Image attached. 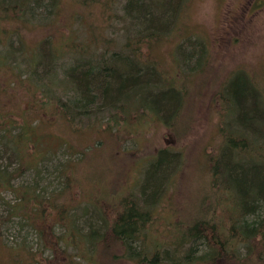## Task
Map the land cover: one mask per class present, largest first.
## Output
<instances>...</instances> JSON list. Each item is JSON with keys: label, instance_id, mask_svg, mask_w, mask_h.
<instances>
[{"label": "rangeland", "instance_id": "1", "mask_svg": "<svg viewBox=\"0 0 264 264\" xmlns=\"http://www.w3.org/2000/svg\"><path fill=\"white\" fill-rule=\"evenodd\" d=\"M56 1L50 5L51 11L58 8ZM74 1L64 0L65 8L61 1V20L56 19L55 23L53 18L49 24L58 32L62 22L71 26L72 35L78 36V42L83 41L82 55L81 52L73 55L68 49L70 54L53 59L49 40L54 37L50 30L40 26L35 31L31 25L27 30L23 21L27 16L20 10L15 17L0 18L1 27L16 29L23 36L24 49L40 42L44 53L43 62L37 65L40 75L37 78L47 82L51 70L57 69L59 84L54 85L53 102L82 95L77 83L82 73L77 70L80 67L109 72L103 66H121L119 61H123L138 68L142 65L144 70L141 73L128 70L127 83L121 92L113 88L107 96L98 94L91 98L86 103L92 111L76 110L73 121L58 112L54 116L42 115L40 111L29 113L33 119L44 118L34 122L35 147L31 144L19 157L11 145L0 144V164L20 168L19 161L23 158L24 163L41 159L37 168L22 169L14 179L15 186H39L41 193L53 197L56 203L45 201V206L40 205L56 210L47 221L61 217L67 226L76 220L81 233L103 229L101 215L113 218L115 210H124L123 204L131 199L150 214L142 239L134 244L151 245L155 238L161 246L174 242L181 231L173 228L178 225L179 229L186 228L196 218L221 222L224 209L221 202L228 194L217 180L214 164L229 147L227 137L238 130L264 153V138L257 137L264 136V123L242 110L231 89L235 83L241 91L252 86L264 108V0H174L173 5H177L166 20V14L161 13L154 0H143L148 14L158 19L154 23H145L139 14L130 12L131 7H126L129 0H115L108 13L101 11L99 4L85 9ZM35 11L39 13L41 8ZM91 23L98 25L96 32ZM152 31H159L160 36L145 38ZM61 32L56 34L57 49L64 44ZM137 33L145 39L138 41ZM45 38L48 42L43 44ZM15 44L19 45V40ZM30 68L28 61L21 60L15 70L27 72ZM119 72L127 74L124 70ZM167 82L169 86L163 87ZM19 84L12 98L20 101L22 107L16 111L23 119L28 93ZM177 99L173 111V101ZM141 105L147 107L145 112L143 107L134 109ZM4 110L5 104L0 112L3 114ZM11 111L14 113L15 109ZM162 152L171 158L170 165L161 166L164 168L161 172L155 171ZM243 153L246 159L238 160L244 159L247 165H243L251 167L249 161L254 152L248 149ZM151 177L155 183H151ZM65 187L68 190L59 194ZM16 200L10 191L0 197V264H65L70 258L74 264H139L119 246L110 253L98 245L93 248L85 243L79 258L75 255L78 245L67 234L60 242L67 247L65 257L58 253V245L44 247L48 239L40 236L31 223L30 210L25 208L24 216L10 215L7 201L14 204ZM55 205L60 206L55 209ZM225 213L222 216L227 220ZM59 224L55 237L64 231ZM194 253H204L203 247L199 245ZM246 257L241 264H264L255 254ZM225 260L220 258L222 264L228 262ZM231 263L240 264L236 260Z\"/></svg>", "mask_w": 264, "mask_h": 264}, {"label": "trees", "instance_id": "2", "mask_svg": "<svg viewBox=\"0 0 264 264\" xmlns=\"http://www.w3.org/2000/svg\"><path fill=\"white\" fill-rule=\"evenodd\" d=\"M55 1L0 0V18H4L5 15H13V17H15V12L20 10L27 16V18L23 19L24 26L27 30H29V25L34 26L32 29L35 31L40 26H44L45 29L50 30L54 37V39L51 37L49 40V47L52 50L51 55L53 56V59L59 58L64 53L70 54L69 51H72L73 55L77 52H81L82 55V51L85 52L83 50V41L78 42V36H73V29L71 26L67 27L64 25V22H62V27L59 30V32L62 31L61 39L64 44H62L61 49H57L58 47L56 46L55 41L57 40L56 34L59 32L53 31L50 28L52 24L50 25L49 23H52L53 18L54 21L60 19L59 14H63L62 9H59L61 1L64 5L63 8H65V3L64 0H57L58 8L51 11L50 5ZM78 1L84 5L85 9H90V6L93 7L99 4L101 6V11L108 13L109 8L115 0H76L74 2L78 3ZM144 1L129 0L126 7H131L130 12L132 11L139 14L145 23H154L153 21L155 19L158 22L155 15L152 13L148 14L145 9L147 4ZM173 2L174 0H154L155 5L160 9L161 13H164V15L166 14L164 20L170 17L171 11L176 7L177 3L173 5ZM35 8H41V11L37 13ZM84 12H86V10ZM23 14L21 16L24 17ZM158 17L160 18L162 16ZM55 23H57V20ZM92 24L93 23L90 24L92 30L96 32L98 25L96 23ZM13 34H17V36H13ZM137 36L138 41H142V37L144 36L142 34L139 35L138 33ZM159 36V31H152L150 34L146 35L145 38H158ZM129 37L132 38V36ZM16 40H19V45L15 44ZM138 41L136 40V42ZM44 42L47 43L48 39H42L43 44ZM24 43H26V41L23 36L19 34L18 30H8L7 28L0 26V109L3 104H5V107L7 108L6 111L4 110L3 114L0 112V144L4 146L11 145L14 153L19 157L26 153V149H28L31 144L35 147L34 143L36 142V139L34 134L36 125L34 122H37V119L38 121L44 119L41 116L37 118L35 116L33 119V116L28 115L29 113H38V111H40L42 115L49 113L50 116H54L58 112L59 114L66 116L69 121H73V119H75L73 112L76 110H81V112L87 113L92 111L91 109H87L86 103L91 98L98 96V94L107 96L109 93L113 92V88L117 93L121 92L124 87L123 85L125 82L127 83L126 79H128V70L133 69L140 73L144 70V67L141 64V68H138L132 65V63L124 64L123 61H119L121 66H113L112 64L103 66L107 71L110 70L111 72H101L100 68L99 70L93 71V68L90 67H80V69L77 70H79V73H82L78 77L77 83L81 87L82 95H80L79 98L74 97L66 101L61 99V102H57L56 100L53 102L54 96L52 95L55 94L54 85L59 84L55 75L57 69L51 70L52 76L49 77L47 82H45L46 80H44V82L40 81L37 78L40 76L38 75L37 68L39 63L43 62L42 55L44 53L40 46V42L39 45L35 47H29V50L24 49ZM68 49L71 50L67 51ZM21 60L29 62L31 67L29 71L24 72L23 70H15L16 67L20 66ZM120 70L126 71L127 74H121V72H119ZM83 71H85L84 74ZM74 72H76V70H74L73 73ZM18 83H20L19 86H24L23 88H25L28 93V101L26 104L27 109L24 110L25 114L22 115L23 119L20 118L21 116L16 111V109L21 106L20 101L12 98V95L16 92L15 88ZM168 86L169 84L167 82L163 87ZM250 88L246 87L245 91H241L239 84L235 83L231 89H234L233 92L235 93L242 110H245L248 114L251 113L250 118H255L257 121L264 123V108L260 106V102L257 99L252 86ZM39 93H41L42 96L39 95ZM131 98L132 97H128V100ZM52 102L54 107L51 104ZM173 102H175L172 107V110L174 111L177 107L178 99ZM140 107L144 108V112L147 110L145 105H141L138 108L134 107V109H139ZM11 108L15 109L14 113L11 111ZM33 109L38 110L33 111ZM16 128H18L17 131H15ZM257 137L264 138L263 135H257ZM227 142V146L229 147L224 150V155H222L221 159H215L216 161L214 164L216 177L218 175L217 180L224 186L223 188L226 189L225 191L228 194V197L223 198V202H221L224 204L221 218H219L221 222H218V220L215 219L205 220L202 218H196L189 222V224H186V228L179 229L180 225L175 226L173 229L177 228L180 230L181 235L178 236L179 238L174 242L169 241L168 244L162 245L165 247L164 249H162V246L160 245L161 243L156 238L154 244L151 245H148L145 242L144 244H134V242L142 239L141 237L145 230L144 227L147 221L150 220L149 212L140 209L138 203L134 199L123 204L124 210H115L116 213L113 218L108 214H105L104 216L101 215L100 221L103 229H93L88 231L87 234L78 231L79 227L76 220L72 221V224L67 226L64 224L61 217H59V220L52 219V222H48L47 217L51 218L56 210H54L53 207L40 208V205H44L45 201H50L56 204L53 197L45 196V193L43 191L41 193V189L37 185H18L16 187L14 184V179L17 178L18 174H21L22 169L37 168L41 159L38 160L35 158L33 162L27 161V163H24L23 158L19 161L21 163L20 168H11L9 165L0 164V197L3 196L5 191L14 193L15 198L17 199L16 202L10 204L7 201L10 215L12 217L24 216V209L27 208L30 210V214H32L30 215L32 219L31 223L34 225L40 236H45L48 239V242L44 243V247L54 248L58 245V253L62 252L64 257L67 247H62L60 242L67 234L71 236L75 245H78V247L76 245L77 254L75 255L79 256V258L83 255L82 245L88 243V245H93V248L98 245L101 250L106 252L113 251L117 246L122 247L127 252L128 256L136 259L139 264H222L220 258H225V261H228L226 264H230L232 260H236L241 264L244 259L247 258L246 256H250L251 254H255L264 260L263 149L262 151L257 149V147L252 145V143L248 141V138L246 139V137H244L243 134H240L238 130L236 132L234 131L231 136L227 137ZM248 149L254 152V155H251L252 159L249 161L252 162L250 164L251 167L244 166L243 164H247L245 161H242L246 159L243 156L245 154L243 152ZM22 150H24L23 153L21 152ZM239 157L244 159L238 160ZM234 159L236 161H233ZM170 161L171 158L167 157L165 152H162L157 164H155V171H163L164 168L162 169L161 166L165 167L167 164L170 165ZM14 170H18L19 172ZM153 177H151V183H155ZM226 177L229 178L227 179ZM226 179L227 181L225 182ZM67 187L62 189L59 194L67 191ZM226 202H229L231 205H226ZM59 206L60 205H55V209L59 208ZM115 207L118 206L115 205ZM62 209L64 210L63 207ZM224 213L227 215V220L222 216ZM73 215L74 213L72 214V217ZM250 216H252L251 219L249 218ZM38 218L44 222H40ZM57 222H60L59 226L64 227V231L55 237L53 234L56 230ZM52 240H54V242L50 244L49 241ZM81 242H84V244H80ZM186 243H190L189 247L185 246ZM199 245L203 247L204 253L195 254L194 252ZM245 252L246 255H244ZM72 262L73 259L70 258L65 264H74Z\"/></svg>", "mask_w": 264, "mask_h": 264}, {"label": "bare ground", "instance_id": "3", "mask_svg": "<svg viewBox=\"0 0 264 264\" xmlns=\"http://www.w3.org/2000/svg\"><path fill=\"white\" fill-rule=\"evenodd\" d=\"M151 38V37H150ZM155 38V37H154ZM143 40V39H142ZM141 45H143V44H141ZM132 49V48H131ZM134 57H135V55H134ZM138 58V57H137ZM145 60V59H144ZM158 87V86H157Z\"/></svg>", "mask_w": 264, "mask_h": 264}]
</instances>
